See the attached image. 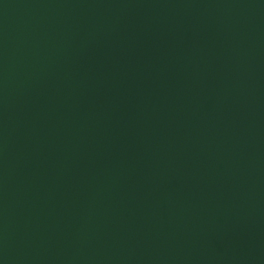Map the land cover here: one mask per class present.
Returning <instances> with one entry per match:
<instances>
[{
  "label": "water",
  "instance_id": "water-1",
  "mask_svg": "<svg viewBox=\"0 0 264 264\" xmlns=\"http://www.w3.org/2000/svg\"><path fill=\"white\" fill-rule=\"evenodd\" d=\"M0 264H264V0H0Z\"/></svg>",
  "mask_w": 264,
  "mask_h": 264
}]
</instances>
